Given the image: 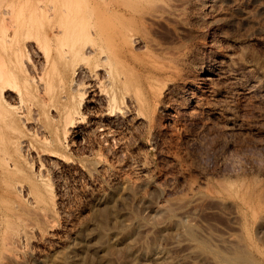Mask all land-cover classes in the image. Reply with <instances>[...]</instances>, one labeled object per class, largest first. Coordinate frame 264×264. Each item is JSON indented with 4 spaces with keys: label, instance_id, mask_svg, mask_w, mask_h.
I'll return each mask as SVG.
<instances>
[{
    "label": "rangeland",
    "instance_id": "obj_1",
    "mask_svg": "<svg viewBox=\"0 0 264 264\" xmlns=\"http://www.w3.org/2000/svg\"><path fill=\"white\" fill-rule=\"evenodd\" d=\"M202 1L76 0L115 12V27L127 43L134 40L130 46L118 35L117 59L126 53L121 62L134 65L142 81L123 76L122 63L120 76L133 89L124 87L127 98L120 95L112 109L84 78L74 101L82 118L73 125L64 121L59 98L46 101L50 94L38 86L44 54L51 49L53 59L59 51L55 40L39 41L47 50L40 55L23 47L44 33L21 27L42 1L0 0V65L10 66V53L21 57L16 50L28 65L17 80L26 109L17 127H0V264H264V0H208L203 11ZM40 19L45 30L57 23ZM26 70L37 80L32 90ZM156 79L169 87L167 99L157 94L163 83ZM152 85L159 88L153 94ZM137 86L149 98L145 109L129 99ZM245 87L249 96L239 91ZM16 91H7L12 107ZM42 100L54 103L43 111L49 117ZM9 156L16 167L6 169L1 160ZM88 243L97 246L95 256Z\"/></svg>",
    "mask_w": 264,
    "mask_h": 264
},
{
    "label": "bare ground",
    "instance_id": "obj_2",
    "mask_svg": "<svg viewBox=\"0 0 264 264\" xmlns=\"http://www.w3.org/2000/svg\"><path fill=\"white\" fill-rule=\"evenodd\" d=\"M42 1V4L39 6V7H37V9L38 10H35L36 8L34 7V10H31V11H29V13L26 15L27 17L25 18L26 19V21L24 22V24L22 23V25H21V27H22V29H26V31H28V34H30L31 32H33L36 28H38L37 30L39 31V28H40V31L38 32V33H40L41 32V29H42V32L41 33H47L46 32V30L47 29H51V34H50V37H48V36H46L45 37V34L43 35H41V36H43V38L42 39H40L41 38V36L39 37H37L36 36V38H38V41H32V40H30V39H28L29 41L27 42V43H25L26 44V47H25V45L23 46L27 51L26 52H28V54L30 55L31 53H37L38 51H39V49L41 50L42 48H44V46H42V48H41V43H46L47 42V40H46V38L48 39V42H50L51 43V39H54L55 41V45H56V49H57V51H58V48H59V51L58 52H56V49L53 47V45H52V48H53V51L54 52H56V54H57V56L56 57H54L53 59H52V57L50 56V54H48V52L51 50H49V47H48V50L49 51H47V50H45V51H47V53H45L44 55H48V56H46L45 58H43L44 59V64H42V66H41V71H38V72H40V75L39 76H37V77H39V79L40 80H38L39 82H40V84L38 85V86H44V90L46 91V93H48V94H50V96H51V98H50V100H48V97H47V100L46 101H53V99H57V98H59V100H60V105L62 106V108H61V113H62V115H63V119H64V121H65V118H66V121H68L69 120V122H70V124H73L74 125V123L76 122L77 123V121L79 120V119H81L82 118V116H81V111H80V108H78L76 105H78V104H76L75 105V98L77 97V96H80V92H81V85H83V83H84V85H85V82L89 79V81L90 82H88V83H90L89 85H91V87H93V88H96L97 90H99L100 92H101V97H102V94L103 95H105V97H106V99H107V101H108V108H109V106L111 107L112 106V109H113V107H115V105H117V103L120 101V95H123V99H125V98H127V96H125V94H124V92L126 93V91L127 90H132L133 88H132V86H131V88H129V86L128 85H126V80L124 81V77L123 76H129V78L131 79V77L133 78V77H135V75L136 74H134V72L132 71L133 69H132V67L134 66L133 64V66L132 67H130V68H128V66H129V63H126L125 64V62H127V60H126V57H125V55H126V53H125V55H124V58H125V60H123V59H121V57L123 56V54H122V52H120V54H122L121 55V57H120V59L121 60H123V61H125V62H121V60L119 61L118 59H117V56L119 57L120 55H119V52H118V46L117 45H115V43L116 42H118L119 41V45H120V39L119 38H124L123 40H121V43H122V41L124 42V40H126L124 43H127L128 41H127V39H128V37H126L127 39H125V37L123 36V32L122 31H120L119 30V28H116L115 27V25L117 26V24H114L115 22H113V21H111L112 20V18L114 17L115 18V15H114V11H111V12H113V13H111L110 11V15H108V10L106 11V10H104V11H100V10H96V8H94V7H92V6H90V7H88V5L87 6H85V4L84 3H81L82 5L84 4V6H82V5H80V2H78L77 4H75L76 3V0H57V3L59 4V5H57L56 3H54V2H56V1H51V0H41ZM225 2H227V0H224ZM60 2V3H59ZM207 2H208V0H204V1H202V2H200V3H198V5L200 6V9L203 11L204 10V8H205V6H206V8H207ZM233 2L235 3V4H237L238 3V0H233ZM199 8V7H198ZM112 9H114V8H112ZM200 10V11H201ZM27 11V12H28ZM7 13H10V12H8L7 11ZM119 13V12H118ZM123 13V12H122ZM111 14H112V16H111ZM119 14H121V12L119 13ZM164 14V13H163ZM114 15V16H113ZM155 15V17H160V15H156V14H154ZM161 15H162V13H161ZM109 16H111V17H109ZM121 16H124L123 14L121 15ZM120 16V17H121ZM166 16H168V15H166ZM39 17L41 18H45V20H47L48 18L50 19V22H52L53 24H54V22L55 21H57V23L56 24H54V25H52L51 27L49 26H47V24H46V26H47V29L45 30V26L43 25V28H41L42 26V22H41V19L39 20ZM162 17V16H161ZM53 18V19H52ZM163 18V17H162ZM49 19L47 20V21H49ZM52 19V20H51ZM108 19H110L109 21H110V23L108 22ZM45 20H44V22H45ZM54 21V22H53ZM112 22H113V25H112ZM111 24V25H110ZM23 25H24V27H23ZM41 26V27H40ZM123 26V25H122ZM44 30V31H43ZM122 30V29H121ZM123 30H125V28L123 29ZM36 31V30H35ZM120 31V32H119ZM121 32H122V34H121ZM36 33V32H35ZM34 33V34H35ZM40 33V34H41ZM34 34H32L33 36H34ZM122 35V37H121V35ZM47 35V34H46ZM118 35H120V37L118 38ZM126 35V34H125ZM130 36V35H129ZM132 36L133 35H131L130 37H129V39L130 38H132ZM29 37H31L30 35H29ZM45 37V38H44ZM136 39H138V40H140L139 38H137V36H134ZM134 37H133V39H134ZM118 38V40L116 41V39ZM43 39H45V40H43ZM50 39V40H49ZM132 39V40H133ZM135 39V40H136ZM34 40H36L35 38H34ZM60 41V44L61 45H59L58 43V41ZM39 41H42L41 43H39ZM62 41V42H61ZM63 41H64V43H65V41H67V43H65L64 45H63ZM134 41V40H133ZM132 41V42H133ZM53 42V41H52ZM56 42H57V44H56ZM132 42L131 43H127L128 45H130V44H132ZM43 43V44H44ZM50 43H48V44H50ZM68 43H70L69 45V47H68ZM134 43V42H133ZM136 43H139V41L138 42H136ZM1 44V43H0ZM3 44V43H2ZM51 45V44H50ZM54 45V46H55ZM2 46V48L4 47V45H1ZM6 46H7V44L5 45V48H6ZM17 46V45H16ZM19 46H21V45H19ZM58 46V47H57ZM61 48H60V47ZM63 46H66V47H68V48H64ZM122 44H121V47L119 46V48H122ZM130 46H132V45H130ZM22 47V46H21ZM47 47V46H46ZM117 47V48H116ZM19 47L17 46V48L16 49H18ZM24 48H22V49H24ZM64 48V49H63ZM4 49V48H3ZM2 49V51H4V50H6V49H4L3 50ZM21 49V48H20ZM55 49V50H54ZM131 49V48H130ZM43 50V49H42ZM43 50V51H44ZM120 50V49H119ZM16 51H18L17 53L19 54H21V57H20V55H17V53H15L16 55H17V57L15 56V58L14 57H12L13 55L10 53V55H9V57H8V54H7V57H8V63H9V67H7L6 66V63H4V62H2L1 64L2 65H0L1 67H0V69H1V71H0V127H1V130H3V132L5 133V131L7 132V131H9V130H12V128H14L15 126L17 127V124H16V122H17V119H18V117H19V114L20 113H22L26 108H25V103L26 102H24V99H23V95H22V93H21V91H20V89L21 88H19V84L17 83V80L18 79H20L21 78V75H22V73H23V69L25 68L26 69V67L28 66H26V63H27V60H25V59H21L20 60V58H23L24 57V55H22L23 54V52L22 51H19V50H16ZM121 51H122V49H121ZM22 52V53H21ZM51 52V51H50ZM130 52V51H129ZM128 52V53H129ZM133 52V51H132ZM132 52H130L131 54H132ZM5 53H8V51L6 52L5 51ZM129 53V54H130ZM38 54V53H37ZM43 54V53H42ZM134 54V53H133ZM133 54H132V56H133ZM36 55V54H35ZM38 55H40V53L38 54ZM55 55V54H54ZM19 56V57H18ZM131 56V55H130ZM42 57H44V56H42ZM25 58V57H24ZM7 60V59H6ZM114 60V61H113ZM115 60H116V63H115ZM118 61V62H117ZM43 62V61H42ZM69 62H71V64L69 63ZM121 63V66H120V63ZM68 63L70 64V66H68ZM125 64L124 65V69L126 70V71H128V69H130V71L128 72V73H132L133 72V75H128V73L125 71V73H127V75L125 74H123V73H121V75L123 74V76H120V72H122L123 71V68H122V66H123V64ZM132 63V62H131ZM3 64H4V66H3ZM116 64H117V67H119V69L117 68V72H116ZM119 65V66H118ZM128 65V66H127ZM26 66V67H25ZM163 66V65H162ZM169 67V66H168ZM37 68V67H36ZM40 68V67H39ZM38 68V69H39ZM161 68V67H160ZM159 68V69H160ZM163 68H165V67H162L161 69H163ZM122 69V70H121ZM137 69V68H136ZM135 69V70H136ZM145 69V68H144ZM158 69V70H159ZM120 70V71H119ZM134 70V71H135ZM119 71V72H118ZM160 71H162V70H160ZM164 71V70H163ZM26 72L28 73V71L26 70ZM25 72V73H26ZM48 72V73H47ZM124 72V71H123ZM140 72V71H139ZM137 73V72H136ZM165 73V72H164ZM227 73V72H226ZM226 73H224V75L226 74ZM25 75V74H24ZM23 75V76H24ZM139 75V74H138ZM138 75H136V76H138ZM147 75V74H146ZM22 76V77H23ZM28 78L25 80L26 81V83L24 82V84H26L25 86L27 87V89H33L35 86H34V84H36L35 82L37 81V80H35V77H31V75L28 73ZM139 76H141V75H139ZM143 76V75H142ZM36 77V78H37ZM48 77V78H47ZM82 77V78H81ZM165 77V76H164ZM207 77V76H206ZM228 77H229V75H228ZM25 78H26V76H25ZM84 78L85 79H87V80H85V82H83L84 81ZM135 78L136 79H138V80H136L135 81ZM134 79H131V81L132 80H134L135 82H137V81H139V82H137L136 84H135V82L133 81V83H134V85H138V83L139 84H141V81H142V79H141V81L139 80L141 77H139V78H137V77H135ZM157 78V77H156ZM83 80V81H82ZM149 80V79H148ZM160 80V79H159ZM159 80L158 79H156V81H158V85L160 84V83H163L164 84V86H163V84L161 85V88H162V90H161V88H160V91H158V93L157 94H161L162 95V97L165 95H168L169 94V87H167V88H164L166 85H165V81H160V83H159ZM161 80H163L162 78H161ZM127 81H129V79L127 78ZM151 81H153V80H149L148 82L149 83H151ZM206 81V80H205ZM209 81V80H208ZM145 82H147V81H145ZM167 82V81H166ZM88 83H86V85L88 84ZM133 83H131V84H133ZM148 83V84H149ZM152 83H155V81H153ZM151 83V84H152ZM37 84H38V82H37ZM147 84V85H148ZM151 84H149V85H151ZM169 84V83H168ZM88 85V86H89ZM88 86H86L87 88H88ZM128 86V87H127ZM140 87H141V85H139ZM143 86V85H142ZM169 86V85H168ZM124 87H127V88H129V89H125L126 91H124L123 92V89H124ZM138 88V86L136 87V88H138V90H136L137 92V96H135L134 97V91H133V97L134 98H129L130 100L132 99H134L135 101H137V102H141L142 103V106H143V109H145V107L146 106H148V105H145V104H147L146 102H147V100H149V98L147 99V97H144L145 95H143L142 93L145 91H143V92H140V90L139 89H141V88ZM151 87V86H150ZM242 87V86H241ZM40 88V87H39ZM152 88H155V90L153 89L152 90V94H153V91L155 92V91H157V89L159 90V88L158 87H153V85H152ZM157 88V89H156ZM246 88V87H245ZM240 88L239 89V91L241 92V94H243V95H245V96H249L250 95V92L248 91V89L246 88ZM15 89H17L18 91H16L17 93H18V100L19 101H17L18 103V105L16 106V107H12V105H11V103L8 101V94H7V91L8 90H15ZM42 89V88H41ZM42 89V90H43ZM89 89V88H88ZM143 89V88H142ZM149 89V88H148ZM31 90H29V91H31ZM77 91H80L79 92V94L78 95H76V93H77ZM35 92V91H34ZM39 92H41V91H39ZM43 92V91H42ZM96 92V91H95ZM119 92L121 93V94H119ZM129 92V91H128ZM127 92V93H128ZM150 92H151V90H150ZM162 92V93H161ZM98 93V92H97ZM44 94V93H43ZM131 93H129L128 95H130ZM156 94V93H155ZM156 94V95H157ZM40 95V94H39ZM81 95H83V93L81 94ZM160 95V96H161ZM49 96V97H50ZM76 96V97H75ZM154 96V95H153ZM44 96L42 95L41 96V98H43ZM81 97V96H80ZM79 97V98H80ZM105 97H104V99H105ZM129 97V96H128ZM168 97V96H167ZM25 98V97H24ZM38 98V97H37ZM45 98H46V95H45ZM78 98V99H79ZM163 98H165V97H163ZM200 98V97H199ZM198 98V99H199ZM147 99V100H146ZM165 99H167V98H165ZM169 99V98H168ZM44 100V99H43ZM42 100V101H43ZM101 100H102V98H101ZM126 100H128V99H126ZM202 100V99H201ZM38 101V100H37ZM42 101L40 102V103H38V105L39 106H41L43 109H42V112L44 111L45 113L48 111V108H49V106L50 107H53V106H51V105H53L52 104V102H47V103H45L44 101V103L45 104H48V105H45L46 107H43L42 105H43V103H42ZM58 103H59V101H58V99L56 100ZM129 101V100H128ZM154 101V100H153ZM129 102H131V101H129ZM134 102V101H133ZM133 102H131L132 104H133ZM157 102V101H156ZM164 102V101H163ZM199 102V101H198ZM197 101H195V103H196V105H197V103H198ZM204 102V101H203ZM42 103V104H41ZM51 103V104H50ZM78 103V102H77ZM126 103H128V102H126ZM80 104H81V102H80ZM79 104V105H80ZM121 104H122V102H121ZM129 104V103H128ZM145 106H144V105ZM158 104V103H157ZM164 104V103H163ZM199 104V103H198ZM30 105V104H29ZM55 105H57V103L55 104ZM54 105V106H55ZM60 105H57V106H55L54 108H55V111H58L60 108ZM127 105V104H126ZM137 105H138V103H137ZM150 105V104H149ZM201 105H202V103H201ZM122 106H124V105H122ZM134 106H135V104H134ZM139 106H140V103H139ZM159 106V108L162 106V105H157V107ZM56 107H58V109L56 110ZM131 107H133V106H131ZM154 107H156V106H154ZM23 108H25L23 111H22V109ZM125 107H123V109H124ZM142 108V107H141ZM158 108V109H159ZM18 109H20V110H18ZM51 109V108H50ZM107 109V108H106ZM108 110V109H107ZM121 110V109H120ZM125 110H127V109H125ZM154 110V109H153ZM161 110V109H160ZM36 111V110H35ZM39 111V110H38ZM51 111V110H50ZM54 111V112H55ZM145 111V110H144ZM43 112V114L45 115V116H48L49 117V115H46L45 113ZM113 112H116V111H114L113 110ZM118 112V111H117ZM116 112V113H117ZM119 112H121V111H119ZM129 112V111H128ZM155 112V111H154ZM153 112V113H154ZM50 113V112H49ZM60 113V114H61ZM108 113V112H107ZM112 113V112H111ZM143 112H141V114H142ZM24 114V113H23ZM22 114V115H23ZM145 114V113H144ZM147 114V113H146ZM156 115H159L158 113H155ZM156 115H154V116H156ZM141 116V115H140ZM149 116V115H148ZM152 116H153V114H152ZM162 116V115H161ZM37 118V117H36ZM68 119V120H67ZM144 119V118H143ZM153 119V118H152ZM151 119V120H152ZM156 119L158 120V119H160V117L158 118V117H156ZM148 120V119H147ZM81 121V120H80ZM79 121V122H80ZM150 121V120H149ZM153 121V120H152ZM162 121V120H161ZM150 123H151V121H150ZM66 124V126L68 127V122H66L65 123ZM154 124H155V122H154ZM161 124V123H160ZM71 126V125H70ZM157 126V125H156ZM158 127V126H157ZM159 127H160V125H159ZM162 129V128H161ZM57 130H55V132H56ZM3 132H1V134H2V136H3V138L5 137V135L3 134ZM54 132V133H55ZM66 132V131H65ZM67 133V132H66ZM56 136H57V138L56 139H58L56 142H57V144L59 143V142H61L60 141V139H59V136H58V134H60L59 132L57 133L56 132ZM54 135V134H53ZM50 136V135H49ZM55 136V137H56ZM53 138H54V136H53ZM4 140H6L5 138H4ZM2 142H3V140H2ZM7 142V141H6ZM55 142V143H56ZM63 143V142H62ZM62 143H60V145L62 146L63 144ZM23 144V143H22ZM60 145H58V146H60ZM26 146V145H25ZM20 147L22 148L23 147V145H20ZM20 148V149H21ZM24 149V148H23ZM15 150H16V147H15ZM23 151V150H22ZM23 153V152H22ZM58 154V153H57ZM14 155V154H13ZM54 155H55V152H54ZM14 156H16V155H14ZM13 156V157H14ZM12 157H10L9 156V158L8 157H6V159H4V160H1V162L4 164V162H5V164H6V166H3V167H7L6 169H9V166H11V164H12V159H11ZM15 159V158H14ZM11 162V164L9 165V163ZM13 162L14 163H16L15 162V160H13ZM0 165H1V163H0ZM13 165V164H12ZM2 166V165H1ZM14 167H16V166H14L13 165V168ZM142 167V166H141ZM143 168V167H142ZM144 170V169H143ZM3 172V171H2ZM6 172H8V170L6 171ZM10 172V171H9ZM2 175V174H1ZM134 182V181H133ZM136 182V181H135ZM7 184H9V183H7ZM12 185V184H11ZM13 187V186H12ZM19 190V189H18ZM264 197V196H263ZM258 200H259V198H258ZM105 201L106 202H108L107 201V198L105 199ZM260 201V200H259ZM105 202V203H106ZM110 203V202H109ZM108 203V204H109ZM107 204V203H106ZM104 205V204H103ZM246 205H247V209L248 208H250V206L252 205L251 204V202H250V200H246ZM102 207V206H101ZM102 208H104V206L102 207ZM252 209H254V208H252ZM42 211V210H41ZM45 213L44 214H48L49 212L46 210V211H44ZM48 212V213H47ZM103 213H102V215L101 216H99L98 215V217L100 218L101 217V222H100V224H99V227H101L102 229L104 228V226H103V224L105 225V223L103 222V219L105 218V216H106V214H107V211L105 210V209H103V211H102ZM100 213H101V211H100ZM43 214V215H44ZM42 215V214H41ZM108 215V214H107ZM45 216V215H44ZM257 216V215H256ZM264 218V217H263ZM99 222V221H98ZM101 228H99L98 229V231H97V234L95 235L96 236V238H97V240H101L104 236H103V230L101 229ZM24 232V231H23ZM94 232V231H93ZM21 233V232H20ZM18 234V235H16L14 238L18 241V240H22L23 238H24V233H21V234ZM23 234V235H22ZM14 236V235H13ZM14 238H13V240H14ZM27 238V237H26ZM94 239V238H93ZM92 239V240H93ZM88 242V241H87ZM92 242V241H91ZM97 242V241H96ZM95 242V243H96ZM104 242V241H103ZM95 244H92V243H88L86 246H87V250L86 251H89V253L91 254V255H96L95 253H96V247L97 246H94ZM13 255V254H12ZM11 255V256H12ZM10 256V257H11ZM93 256V257H94ZM15 257V256H14ZM93 259V258H92ZM87 260V259H86ZM243 260V259H242ZM54 261V260H53ZM52 261V262H53ZM226 261V260H225ZM244 261V260H243ZM242 261H240V263H236V262H230V261H226L225 263L226 264H242L241 263ZM54 263V262H53ZM86 264V263H85Z\"/></svg>",
    "mask_w": 264,
    "mask_h": 264
}]
</instances>
